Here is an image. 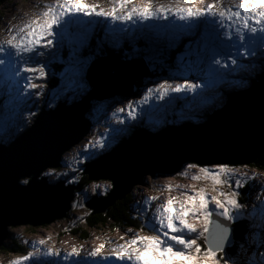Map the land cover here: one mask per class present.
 Instances as JSON below:
<instances>
[{
	"label": "rangeland",
	"instance_id": "1",
	"mask_svg": "<svg viewBox=\"0 0 264 264\" xmlns=\"http://www.w3.org/2000/svg\"><path fill=\"white\" fill-rule=\"evenodd\" d=\"M82 2L89 5L96 4L100 8L108 7L107 0H82ZM144 2L145 0H131L129 7L142 6ZM150 2L154 7V5L167 4L169 0H150ZM210 2L212 0H203V5L206 6ZM227 3L229 1L225 2V4ZM0 4V40H5L10 34L9 29L15 32L29 19L39 15L43 11L42 6L52 5L53 0H2ZM199 6L197 4V7ZM82 25H89L87 18H82L81 24L71 26L68 30L71 35L65 36L63 39L60 36L45 38L42 41L43 44H46L47 39L55 41L54 46L47 45L38 49L43 54L39 55L37 60L46 65V77L43 80L33 79V83L43 84V88L38 87L25 91L26 79L24 77L29 75L27 73L21 74L17 78L20 80L19 85L13 84L11 87L8 85L4 88L2 85L4 76L0 72V145L8 147L14 137H20L21 133L28 131L33 126L42 112L54 110L59 105L69 108L85 96L90 88L84 80V70L87 64L99 60L83 59V50L89 46V43L96 42L97 45H101V43L110 44L111 42L113 45L111 47L115 51H118L123 45L122 43H128L132 48L131 53L134 55L124 61L131 62L140 60L137 58L139 55L153 56L157 51L156 48L153 50L145 48L144 44L138 41L142 38L153 39V41L147 39L149 45L155 42L156 45L165 44V47L170 49L172 47H169V41L172 34L180 37L175 41V47H179L186 41H195L201 35V32L196 29H193V34H181L183 22L175 20L173 17H169L167 20L145 21L143 24L139 21L112 24L104 20L93 19L86 33ZM97 33H101L102 36ZM156 41L160 42L156 43ZM182 47V52H186V47ZM257 51L256 56L247 59L236 57L246 67L237 68L228 65L224 70L215 65L209 69L205 63L199 68L193 69L190 62L197 60L195 55L185 56L183 60H180L177 55L171 61L170 67L164 66L160 69L165 76H161L160 71L156 72L154 69L155 73L160 76L145 79L143 87L136 96H116L101 102L91 101V107L85 114V118L91 123L88 136L63 155L58 168L47 169L42 174L46 183L51 186L60 185L59 183H62L63 186L67 184L80 185L81 189L75 191L67 216L49 225L36 228L27 225L8 227V237L4 240V245L8 248L6 250L0 248V264H11V261L30 252L33 254L34 264H94L95 262L82 254L83 249L90 247L93 250L103 244L104 247L99 252L100 255H112L111 249L125 243L130 237L137 233L148 234L141 228L142 216L149 214V212H143L141 208L142 202L147 197L155 198L148 206L152 209L156 204L162 203L166 197L175 196L182 199L181 193L192 195L200 189L205 190L209 199L218 195L219 191L226 194L236 191L239 193L236 198L241 205L239 212L243 214V220L246 224L253 221L251 224L249 223L250 228L243 235L246 246L240 242L234 256L229 254V251L232 252L231 250L228 252L225 250L223 253H217V257H225L229 264H264L262 259L264 256V232H262L264 212L261 211V208H264V170L253 168L252 165L227 166L230 171L223 179L231 183L232 187L225 184L217 191H213L211 180H205L203 173L199 171L201 167L197 165L189 167L195 164L185 165L175 175L148 174L143 177L141 184L133 186L127 193L126 201L129 213L139 229L129 227L115 229L113 225L100 230L89 229L86 219L90 210L85 206V202L95 197L107 199L112 190V184L109 180L88 182L81 175L85 164L94 163L109 153L119 143L118 140L132 138L130 133L138 124H143V130L148 131L150 135L161 132L162 126L169 122L170 125L166 127V130L171 128V131L182 132L187 129L186 126H198L196 122L179 126L184 120L194 121L193 115L203 112L215 114L224 110L229 103V99L226 98L227 93L233 92L236 96H241L245 92H250L252 89L251 79L264 71V55L259 54L264 53V49ZM123 54L126 55V53ZM63 55H68V59L63 61ZM100 60L102 59L100 58ZM53 64H61L63 67L62 72L56 75L58 86L55 88L50 85L54 76ZM227 69L228 71H225ZM224 72L225 74H222ZM215 77L219 81H215ZM186 82L200 84L201 87L193 93L186 91L169 93L164 100L156 99L158 93L149 91L161 83L175 86ZM17 89H19V95ZM146 92L148 93L147 100L143 99ZM126 105L135 109L136 118L134 120H130L129 113L123 111ZM116 109H122V111L117 113ZM153 128L155 129L153 130ZM85 146L88 147V152L84 151ZM96 167L102 169L103 165L99 164ZM219 167L207 166L203 168L217 172ZM194 176H199L200 179L194 180ZM26 182L27 179L20 181L23 185ZM237 183L240 184L238 188L236 187ZM165 186H170L173 190L165 191ZM100 203L96 202V204ZM107 203H109L108 200L104 202V204ZM123 207V202L117 205L119 211H122ZM210 208L215 209V205L211 204ZM233 214L235 215V213ZM222 223L227 224L228 227L231 224L227 221H222ZM194 226L198 231L202 230L201 225L194 224ZM85 238L88 240H83ZM40 240H44L45 243L39 244ZM197 242L203 247V239ZM13 243H16L17 247L12 246ZM11 247L16 250V253L9 250ZM72 248L78 249V255L75 257L67 255ZM43 249H51L52 256H46L44 254L46 251ZM220 264H225V260L221 259Z\"/></svg>",
	"mask_w": 264,
	"mask_h": 264
},
{
	"label": "snow or ice",
	"instance_id": "2",
	"mask_svg": "<svg viewBox=\"0 0 264 264\" xmlns=\"http://www.w3.org/2000/svg\"><path fill=\"white\" fill-rule=\"evenodd\" d=\"M107 2L108 7L100 8L96 4H85L82 0H53L52 5L42 6L43 11L39 15L29 19L15 32L9 29L7 38L0 40V72L6 83L10 87L13 84L19 85L20 80L17 78L27 73L29 75L24 77L25 91L43 88V84L33 83V79L43 80L46 77V65L37 60L43 54L38 49L47 45L54 46L55 41L47 39L46 44L42 41L45 38L60 36L63 39L71 35L68 30L73 25L81 24L82 18L89 21V25H82L86 33L93 19L112 24L133 21L143 24L145 21L173 17L183 22L181 34H193V29L201 32L200 38L185 46L186 52L178 54L180 60L185 56L195 55L197 60L190 62L193 69L204 63L209 69L213 65L220 69H225L228 65L246 67L236 57L247 59L256 56L258 49H264V0H229L227 4L223 0H212L206 6L203 5V0H169L167 4L155 7L150 0H145L142 6L132 7H129L131 0ZM197 4L200 6L197 7ZM179 38L172 37L169 47H175V41ZM200 87V84L187 82L175 86L161 83L149 91L157 92L155 98L164 100L169 93H193ZM17 94L19 95V89ZM143 99H148L147 92ZM121 111L122 109H116L117 113ZM123 111L129 113L130 120L136 118L135 109L130 105H126ZM84 151H89L87 146ZM199 171L203 173L205 180H211L213 191L225 184L232 187L231 183L223 179L230 171L227 166H220L217 172L203 167ZM193 179L199 180L200 177L194 176ZM236 187H240V184L237 183ZM172 190L170 186H165V191ZM238 195L236 191L230 194L219 191L218 195L209 199L205 190L200 189L192 195L181 193L182 199L166 197L148 215L142 216L141 228L148 234L137 233L125 243L111 249L114 260L118 264H220V260L224 259L225 264H229L225 257L218 258L217 253L224 252L231 235V229L222 221L235 223L243 216L239 212L241 205L236 198ZM153 199L155 198L147 197L142 202L143 212H148L149 203ZM211 204L215 205V209L210 208ZM261 211L264 212V208ZM194 224L201 225L202 230L198 231ZM200 239L204 241L203 247L197 242ZM38 243L44 244L45 241L40 240ZM103 247V244L98 245L88 256L95 258ZM44 254L50 257L53 253L48 249ZM67 255L77 256L78 249L72 248ZM25 262L34 264L31 252L11 261V264Z\"/></svg>",
	"mask_w": 264,
	"mask_h": 264
},
{
	"label": "water",
	"instance_id": "3",
	"mask_svg": "<svg viewBox=\"0 0 264 264\" xmlns=\"http://www.w3.org/2000/svg\"><path fill=\"white\" fill-rule=\"evenodd\" d=\"M97 60L84 72L89 91L69 108L59 105L42 112L33 126L7 147L0 145V248L8 227H41L67 216L77 187L51 186L42 174L55 169L65 153L84 139L91 128L85 114L91 101L125 96L135 83H145L151 71L144 65ZM107 63V64H106ZM182 132L142 131L122 141L82 172L89 182L109 180L107 199L94 198L85 206L104 211L148 174L175 175L187 164L248 166L264 155V78L250 92L230 99L226 108L198 126ZM183 128V127H182ZM103 168H97L96 166ZM105 164V165H104ZM27 179L25 185L21 180ZM109 203L104 204L105 201ZM96 202H101L96 204ZM227 241L224 251L230 246Z\"/></svg>",
	"mask_w": 264,
	"mask_h": 264
},
{
	"label": "trees",
	"instance_id": "4",
	"mask_svg": "<svg viewBox=\"0 0 264 264\" xmlns=\"http://www.w3.org/2000/svg\"><path fill=\"white\" fill-rule=\"evenodd\" d=\"M1 1L2 0H0V2ZM111 53L112 52L110 50H108V47L106 45H103V47H99L93 42L90 47H88L87 49H85L83 51L82 56H83V59H88V60L93 61L94 58L97 59V57L109 55ZM68 57H69L68 55H63L62 60L63 61L67 60ZM118 57L124 58L121 53L118 54ZM146 58H147V60L145 62L148 64V66L150 68H155V69H159V66H162V63H160L161 61L165 60V64H168V65L171 61V57H170L169 61L166 62L167 56H165V54L146 56ZM62 70H63V67L61 64H58V65L55 64L54 65V76H53V82H51V84H50L51 87L55 88L58 86L56 75L60 74L62 72ZM263 77H264V73H262L260 76H258L256 78H254L253 81L251 82L252 86L254 84L258 83ZM141 88H142V82L135 83L132 86V88L127 92V94L125 96L134 97L139 93ZM227 98H229V95H227ZM209 117L210 116L206 114V115H204L203 118L200 117L198 119H199V121H207V119ZM168 125L169 124H165L164 127H166ZM263 159H264V155L260 156L259 159L256 161V163L252 165V167L256 168V169L264 170V160ZM82 178L85 181H87L86 176H82ZM75 185L78 188L77 190L81 189L79 184H75ZM127 197H128V194L125 195L124 198H122L121 200H116L111 205H108L104 209V211H102V212L94 213L93 210H90V213L88 214L87 219H86L87 227L91 230H100L101 228H104L106 226L113 225L115 229H123V228H128V227L139 229L138 225H136V223H134V221L131 218V215L129 213V208H128V204L126 201ZM121 202H123L124 207H123L122 211H119L117 209V205ZM230 227H231L230 228L231 229V235L230 236H231L232 244L230 247H228L226 249V252H228L229 250H231L232 252L234 251L233 253L229 251V254L234 256L235 251H237L236 249L238 247V244L240 243V237L242 236V238H243L242 234L245 232L244 230H246V227H245L242 220L237 221L235 224L231 223ZM73 234H76V233H73ZM83 240H88V239L85 238ZM16 243H13L12 246L17 247ZM7 248L8 247H5V246L1 247V249H4V250H6ZM9 250L12 253H16V250L12 247L9 248Z\"/></svg>",
	"mask_w": 264,
	"mask_h": 264
},
{
	"label": "bare ground",
	"instance_id": "5",
	"mask_svg": "<svg viewBox=\"0 0 264 264\" xmlns=\"http://www.w3.org/2000/svg\"><path fill=\"white\" fill-rule=\"evenodd\" d=\"M229 0H224L223 2L225 3V2H228ZM155 6H157V5H154V7ZM14 32V31H13ZM205 65H206V63H205ZM222 70H224V69H222ZM225 71H228V69L227 70H225ZM222 74H225V72L224 73H222ZM202 75V74H201ZM216 78L217 77H215V81H219V80H216ZM2 85H3V87L4 88H6V86H8L9 84L8 83H6V81H5V78H3V80H2ZM201 92H204V90H201ZM198 106H199V104H197ZM142 179H143V177H142ZM46 180V179H45ZM142 181V180H141ZM148 212L150 213L151 212V209L150 208H148ZM253 218H255V217H253ZM243 235H245V233H243ZM85 248V247H84ZM46 249V248H45ZM43 251H47V250H44L43 249ZM92 251V249L89 247H87V248H85V249H83L81 252H82V254L86 257V258H89V259H91L93 262H95L94 264H116L117 263V261H115L114 260V258H113V256L112 255H110V254H106V255H104V254H101L100 255V253L95 257V258H93V257H90V256H88V253H90ZM262 259L264 260V256L262 257ZM79 261H80V259H79ZM104 262V263H103ZM81 264V263H80Z\"/></svg>",
	"mask_w": 264,
	"mask_h": 264
}]
</instances>
